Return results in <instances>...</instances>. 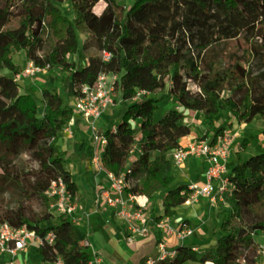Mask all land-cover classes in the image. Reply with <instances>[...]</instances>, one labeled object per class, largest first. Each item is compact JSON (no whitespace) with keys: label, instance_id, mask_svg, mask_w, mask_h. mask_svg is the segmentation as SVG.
Returning <instances> with one entry per match:
<instances>
[{"label":"trees","instance_id":"trees-1","mask_svg":"<svg viewBox=\"0 0 264 264\" xmlns=\"http://www.w3.org/2000/svg\"><path fill=\"white\" fill-rule=\"evenodd\" d=\"M63 1L0 0V189L14 195L13 205L0 206V223L40 235L51 231L57 246L43 243L36 249L43 261L60 257L64 264H89L93 255L84 227L68 214L46 223L51 200L46 191L54 180L62 179L76 199L82 194L58 144L75 115L71 101L81 85L93 84L99 72L117 75L123 106L102 126L106 143L100 161L116 174L128 167L126 191L148 196L145 216L155 227L163 216H173L189 193L188 184H173L168 157L192 132L184 123L187 110L202 112L211 124L225 111L238 123L264 120V85L250 71L264 48V1L70 0L72 18L60 8ZM49 35L52 44L43 51ZM227 41L236 46L223 57ZM80 48L98 51L82 67L69 58ZM21 50L26 60L60 68L63 90L42 88L41 110L35 94L14 77L23 69L13 59ZM100 51L111 58L103 59ZM87 147L86 139L73 143L83 160ZM21 156L34 165L22 166ZM228 177L231 192L215 243L201 251L179 243L173 256L153 264H259L262 247L255 234L264 232V151L239 160Z\"/></svg>","mask_w":264,"mask_h":264},{"label":"built area","instance_id":"built-area-1","mask_svg":"<svg viewBox=\"0 0 264 264\" xmlns=\"http://www.w3.org/2000/svg\"><path fill=\"white\" fill-rule=\"evenodd\" d=\"M100 56L107 60L112 54L107 51H100ZM50 63L38 64L33 60H26L20 73L14 75L15 79H33L40 74H47L51 70ZM117 75L114 73L99 72L93 84H83L80 93L73 98L71 105L74 112L87 121L88 128L92 133L91 160L95 171L104 178V182L97 185L94 193V203L96 206L105 204L112 213L119 219V227L128 242H133L137 238H143L150 234L152 227L149 225L145 209L149 199L144 193L127 192L128 183L126 173L128 167L121 173H114L107 170L101 164V152L106 143L99 121L109 108L120 102V93L116 84ZM176 108H180L176 105ZM65 131L72 132L70 126L64 127ZM235 133L226 126L222 131L212 136L203 135L199 138H192L185 145L171 150L168 157L173 167L181 165L189 157L204 158L206 165L203 183L192 182L188 184L189 193L184 204L193 205L202 199H207L209 203L218 201L226 203L231 192V183L228 177L229 169L227 160L232 151V144ZM135 147L132 151H136ZM131 154V155H132ZM46 194L50 197V206L47 219H55L60 214H68L73 221L81 223L89 213L80 211L78 200L67 189L62 179L54 180ZM155 228L161 231L163 238L174 236L176 245H169L167 240L161 239L157 242L159 253L156 257L147 259L148 264H153L157 258L173 256L176 246L185 243L186 239L193 235L194 229L186 223L174 224L170 216H163L156 224ZM260 232V231H258ZM31 243L37 247L40 244H48L56 247L57 243L54 234L50 231L45 235H40L34 230L24 226L16 227L8 222L0 223V255L9 254L5 264H20L16 255L25 250ZM198 250L196 245H192ZM259 260V264H264V246ZM199 251V250H198ZM98 263L101 262L97 260ZM208 263V262H206ZM204 263V264H206ZM54 264H64L58 257ZM106 264V263H99Z\"/></svg>","mask_w":264,"mask_h":264},{"label":"crops","instance_id":"crops-1","mask_svg":"<svg viewBox=\"0 0 264 264\" xmlns=\"http://www.w3.org/2000/svg\"><path fill=\"white\" fill-rule=\"evenodd\" d=\"M109 109L105 114H107L108 117L110 115L111 120L113 121L114 118H112V109ZM105 118L106 117L104 115L99 121V126L101 128L104 125H109L112 123L106 121ZM202 119L205 120L202 112L198 110H187L184 123L188 125L192 123L194 126H197V122H202ZM84 120L85 119L83 117L75 113L73 118L68 122V126H70L71 129L75 128V130L78 132L77 134L75 132V138L74 136L71 137L72 148L75 141L79 139H86L81 135V133H83L88 128ZM227 121H230V119ZM214 123H216V121H214ZM201 124L203 125V122ZM225 124L226 122L224 121L222 125ZM199 128L200 129L198 130L192 128V132L189 135L181 138V145H185L187 141L192 138H199L203 135L210 136L212 132V130H210L211 128L205 125L200 126ZM216 131L217 128L213 131L212 135H214ZM64 132L65 129L63 133ZM234 133L235 138L232 144V151L227 160L229 171H231L232 167L239 160L247 157L242 156V151L247 145L244 148H239L238 144L241 142V139L240 137L237 138L236 132ZM90 137V142L88 143L87 147L88 157L85 160L78 157V163H81L82 165L81 174L85 176H82L85 183L83 182L84 190H82L78 185L82 194L81 197L77 199L80 211L89 213L88 217L80 223V225L87 231L86 243L88 244L89 252L93 255V259L89 264H148L147 259L156 257L159 253V248L157 245L159 240H167L168 244L173 246L177 244V240L174 236H171L167 239L163 238L161 231L155 227H152L148 236L137 238L133 242H128L126 241L125 235L119 227L118 217L112 213L110 208L105 204L100 206L95 205V189L98 184L104 182V178L102 175L96 173L91 160L92 136ZM244 138L246 137H243V139ZM69 140L70 139H68V141ZM137 153V150L134 151V155L132 154V156H135ZM132 156H130V159ZM205 165L206 162L204 158L189 157L181 165L177 166L176 169L173 167V184H190L192 182L203 183L205 180ZM87 175H90V178L87 177L88 180L86 178ZM180 179H184L185 182H181ZM225 210L226 203L218 201L217 203L211 204L207 199H202L200 202L193 205L183 203L176 207V213L171 216V221L174 224H180L181 222H184L192 227L194 229V233L192 236L186 239L185 243L196 245L198 250L201 251L206 246L215 243L217 237L220 234V223L225 214ZM90 233L92 234V240L89 238ZM36 249L37 246L31 243L25 250L19 252L16 255V259L18 262H20V264H54V262L43 261ZM8 257L9 254L7 253L1 254L0 264H5ZM97 260H100L101 262L98 263ZM209 263L213 264L212 262Z\"/></svg>","mask_w":264,"mask_h":264},{"label":"rangeland","instance_id":"rangeland-1","mask_svg":"<svg viewBox=\"0 0 264 264\" xmlns=\"http://www.w3.org/2000/svg\"><path fill=\"white\" fill-rule=\"evenodd\" d=\"M117 1L119 3H123L125 5H129L134 0H117ZM59 6L62 9V11L64 12V14L67 15L69 18H72L74 16L70 0L63 1L62 3L59 4ZM79 39H80V43H82V41L84 39V35L79 34ZM52 41H53L52 37L50 35L47 36V38L44 42L43 51H46L50 48ZM235 46H236V43L234 41L225 42L223 44V48H222V56L223 57H229L230 53L235 49ZM96 54H98V51L93 49V48H89V49L80 48L77 52L70 55L69 58L72 61H75V63L78 65V67H82L86 63L88 56L96 55ZM13 59L18 64L24 66L25 61H26L25 52L23 50H21V51L15 53L13 55ZM250 71H251L252 75L256 76L258 78V80L260 81V83L262 85H264V48L261 50L259 55L255 56L252 59L251 64H250ZM4 72L7 74H9V73L11 74V72H9L6 69L4 70ZM18 81L22 85L23 89H25V90L29 89L31 92H33L35 94V96L38 100V103H39L40 110L43 107V105L41 103V90H42V88L47 87L51 90H58V91L63 90V83L61 80V74H60V68L59 67H52L51 70L47 74H40L33 79H30V78L29 79H26V78L21 79L20 78ZM163 103L164 102H162L159 105V108L156 109V111L154 112V120L155 121H158L160 116H161ZM122 104H123L122 102H119L116 105L112 106L109 110L112 109V113L116 112V109H119V107L123 106ZM104 115L106 117L105 118L106 121L113 122L111 120L110 115H109V117L107 116V114H104ZM112 118H114V116H112ZM228 119H230V121H227ZM84 121L86 122L85 124L87 125V121L86 120H84ZM214 121H216V123H214ZM214 121L211 124L207 120L205 121L202 119L203 125L211 128L210 130H212L210 136L212 135L213 131L216 128L217 129L220 128L222 123L225 121L226 124L222 125V127L226 126L232 132H236L237 138L240 137L241 141L243 140V137H246L249 140L246 147H245V145H241V142L238 144L239 148L245 147V149L242 151L243 157L264 151V134H263L264 120L262 118L257 117L251 123H238L234 118L231 117L230 112L225 111V112L217 115L214 118ZM202 122H200V121L197 122V124H196L197 126H194L192 123H191L192 125L191 124L190 125L192 126L193 129L198 130V129H200L199 128L200 126H203L201 124ZM67 125H68V123H67ZM63 131H64V128L61 132V138H60V141L58 143L59 148L65 154L66 166L71 171L73 179L78 183L80 188L82 190H84L83 185L85 182H84V179L82 177L84 175L81 174L82 165H81V163H78L79 162L78 156L74 153V150L72 148V139H71V137H73V136L75 138L76 134L78 132L75 130V128H72V132L65 131L63 133ZM75 132H76V134H75ZM81 135L86 138L88 143L90 142L89 138H91L90 136H92V134H91V131L89 128H87V130H85L83 133H81ZM68 139H70V140L68 141ZM64 144H65V146H64ZM66 148H68V149H66ZM20 162H21L22 166H28V165L33 166L34 165V163L28 162V160L25 156L20 157ZM175 169H176V167H175ZM87 177L90 178V175H87L86 178ZM87 180H88V178H87ZM180 181L185 182L184 179H180ZM13 202H14V195H12V193L9 192L7 189H4V188L0 189V206L13 205ZM54 220L55 219H48V220H46V223H51ZM89 238L91 240L93 239L91 233H90ZM255 239L261 245L264 246V232H257L255 234ZM185 264H201V262L195 261V262H187Z\"/></svg>","mask_w":264,"mask_h":264},{"label":"bare ground","instance_id":"bare-ground-1","mask_svg":"<svg viewBox=\"0 0 264 264\" xmlns=\"http://www.w3.org/2000/svg\"><path fill=\"white\" fill-rule=\"evenodd\" d=\"M206 264H211V263L208 262V263H206Z\"/></svg>","mask_w":264,"mask_h":264}]
</instances>
